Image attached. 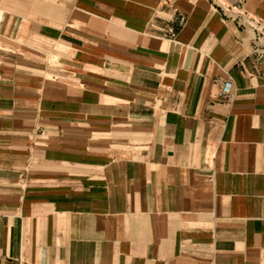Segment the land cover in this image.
Wrapping results in <instances>:
<instances>
[{"label": "crops", "instance_id": "0c3cea01", "mask_svg": "<svg viewBox=\"0 0 264 264\" xmlns=\"http://www.w3.org/2000/svg\"><path fill=\"white\" fill-rule=\"evenodd\" d=\"M0 264H264V59L224 9L0 0Z\"/></svg>", "mask_w": 264, "mask_h": 264}, {"label": "built area", "instance_id": "2783aa9c", "mask_svg": "<svg viewBox=\"0 0 264 264\" xmlns=\"http://www.w3.org/2000/svg\"><path fill=\"white\" fill-rule=\"evenodd\" d=\"M215 7L224 9L234 24L249 34L250 53L264 59V20L243 7L245 0H209Z\"/></svg>", "mask_w": 264, "mask_h": 264}]
</instances>
